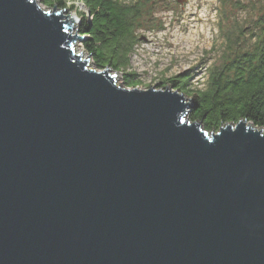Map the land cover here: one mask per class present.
Masks as SVG:
<instances>
[{"label": "water", "instance_id": "water-1", "mask_svg": "<svg viewBox=\"0 0 264 264\" xmlns=\"http://www.w3.org/2000/svg\"><path fill=\"white\" fill-rule=\"evenodd\" d=\"M38 2L0 0V264H264V130L119 85Z\"/></svg>", "mask_w": 264, "mask_h": 264}, {"label": "rangeland", "instance_id": "rangeland-1", "mask_svg": "<svg viewBox=\"0 0 264 264\" xmlns=\"http://www.w3.org/2000/svg\"><path fill=\"white\" fill-rule=\"evenodd\" d=\"M75 6L72 10L70 4L64 15L77 19L75 35L81 36L79 27L89 12L81 3ZM152 7L153 13L145 15L142 29L136 33L138 44L131 69L119 74L118 84L125 87L124 74H133L136 89L165 91L170 80L183 77L188 79V92L181 94L189 96L206 90L210 76L238 51L251 49L264 0H158ZM76 50L84 53V59L89 57L83 43L77 44ZM91 62V69L97 70Z\"/></svg>", "mask_w": 264, "mask_h": 264}, {"label": "trees", "instance_id": "trees-1", "mask_svg": "<svg viewBox=\"0 0 264 264\" xmlns=\"http://www.w3.org/2000/svg\"><path fill=\"white\" fill-rule=\"evenodd\" d=\"M158 0H39L47 9L76 10L83 4L89 14L83 16L79 34L85 38L84 50L92 57L98 71L111 69L125 73L138 44L136 33L142 29L147 13ZM256 41L247 51H238L220 71L210 76L208 88L188 93L198 109L191 122L202 123L208 133H217L227 124L247 121L264 130V12L258 19ZM124 85L136 88L133 74H124ZM174 90L188 92V79L169 81Z\"/></svg>", "mask_w": 264, "mask_h": 264}]
</instances>
